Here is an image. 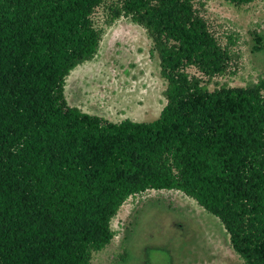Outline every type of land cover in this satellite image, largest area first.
<instances>
[{"label": "trees", "instance_id": "16d2710c", "mask_svg": "<svg viewBox=\"0 0 264 264\" xmlns=\"http://www.w3.org/2000/svg\"><path fill=\"white\" fill-rule=\"evenodd\" d=\"M106 1L0 0V264H91L147 189L193 198L244 264H264V78L209 90L185 71L223 75L231 61L196 0H109L152 39L166 102L149 122L71 106L65 78L97 52Z\"/></svg>", "mask_w": 264, "mask_h": 264}, {"label": "rangeland", "instance_id": "374dc122", "mask_svg": "<svg viewBox=\"0 0 264 264\" xmlns=\"http://www.w3.org/2000/svg\"><path fill=\"white\" fill-rule=\"evenodd\" d=\"M109 0L92 14L101 38L95 55L66 76L64 96L71 106L113 122L157 118L166 99V79L147 31L130 17L112 18ZM195 7L231 61L223 75L208 77L185 67L209 90L241 87L264 78V0L235 5L196 0ZM262 49H256L261 47ZM111 241L91 256V264H244L220 220L178 190L147 189L129 196L111 220Z\"/></svg>", "mask_w": 264, "mask_h": 264}]
</instances>
